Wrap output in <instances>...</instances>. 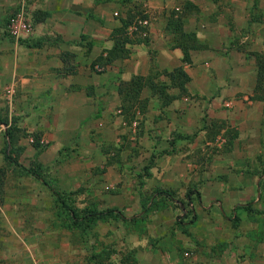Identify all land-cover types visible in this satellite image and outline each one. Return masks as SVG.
Wrapping results in <instances>:
<instances>
[{
	"label": "crops",
	"instance_id": "obj_1",
	"mask_svg": "<svg viewBox=\"0 0 264 264\" xmlns=\"http://www.w3.org/2000/svg\"><path fill=\"white\" fill-rule=\"evenodd\" d=\"M235 1L0 0V16L7 4L10 8L21 2L27 5L23 10L32 25L26 42L0 35V108L5 102L12 105L15 114L24 117L16 126L46 142L43 149L34 148L31 154L44 165L50 162L60 188L84 184L85 173L103 166V146L124 135L130 140V151L138 150L140 170L151 173L146 183L156 190L149 203L161 198L159 192L173 193L170 189L182 185L198 188L200 200L204 185L216 191L220 188V192L224 189L221 211L214 214L217 218L228 219L232 212L241 220H254L249 214H255V208L264 214V175L251 177L248 163H242L236 175L225 181L216 179L212 170L199 177L197 170L204 173L207 167L201 170L191 159L196 140L204 139L207 144L216 134L209 133L211 126L218 133L215 137L225 141L226 129L232 127L237 130L235 142L260 145L264 76L257 87L255 53H264V0H252L244 7ZM173 15L181 16L183 31L194 33L201 45L189 50V62H183L182 51L175 44L170 24ZM143 17L149 20L146 26L138 23ZM118 39H125L128 54L100 64L99 57H105ZM177 67L189 76L187 95H179L162 74ZM137 75L166 85L165 93L174 97L164 100L146 83L136 99L125 101L124 105H131L125 112L119 91ZM222 101L231 105L223 108ZM204 109L210 119L202 118L201 125ZM4 125L0 123L1 134ZM249 147L241 145L242 151ZM61 149L68 156L78 153V165H55L52 160L61 155ZM206 149L201 147L203 153ZM254 162L253 170H259ZM135 163L131 156L130 170L135 171ZM257 186L263 189L261 196ZM129 198V203L140 207L147 201L138 192L131 191ZM247 202H251L248 213L237 207ZM147 212L122 213L127 220L136 219L131 223L120 220L124 233L139 238L137 245L124 252L130 254L129 263L187 264L184 249L174 250L175 256L166 262L163 248L142 245ZM258 224L252 221L241 247L219 243L211 248L219 253L241 252L242 258H233L231 264H264V228ZM110 248L115 252L113 245ZM114 261L126 264L121 259Z\"/></svg>",
	"mask_w": 264,
	"mask_h": 264
},
{
	"label": "rangeland",
	"instance_id": "obj_2",
	"mask_svg": "<svg viewBox=\"0 0 264 264\" xmlns=\"http://www.w3.org/2000/svg\"><path fill=\"white\" fill-rule=\"evenodd\" d=\"M250 1L252 2V0H236L235 3H241V7H244L243 5H248ZM6 7H8L7 11L0 16V35L12 37L8 28L10 17L16 11L28 6L21 2L13 8H10V4ZM252 14L258 17L257 11H253ZM260 19H262L261 16ZM134 20L135 16L131 18L132 22ZM224 103L225 101H222L221 107L227 108L228 106ZM15 112L16 109L6 102L0 108V119H6L8 123L2 128L3 134L0 133V167L7 170L3 201L0 202V264H86L89 251L92 250L91 246L99 245L100 242L103 246L107 245L112 252L109 260H125L127 256L124 252L128 251V246L137 245L139 242L135 234L128 236L124 233L120 220H110L109 223L99 222L95 225L93 227L95 234L85 236V239L77 230L72 235V230L63 224L66 213L63 212L59 198H64L68 207L72 209L117 208L128 215L145 210L137 203H129L131 191L141 193L144 200L156 190L153 184L146 183L148 179L150 180L151 173L144 169L141 171L139 168L138 150H134V153L130 151V140L120 135L121 139H115L112 143L103 146L104 164L102 167L96 165L95 170L85 173L82 177L85 180L84 184L74 186L75 188H60L56 181L58 173L50 168V162L44 165L38 161L35 154H31L34 148L37 151L43 149L46 142L35 138L24 128L16 126L17 122L19 123L18 120L24 121V117L21 115L19 118ZM202 118L207 121L210 119L206 109L201 116V125ZM261 122L263 126L260 128L262 133L260 145L254 144L251 147L248 146V141L239 143V141L231 140L232 145L227 144L228 139L233 137V133L237 134L235 128L226 129L229 135L225 141L221 136L215 137L218 133L211 126L209 133L216 134H212L213 137L207 144L204 139L196 140V151L191 159L201 170L207 167L204 173L197 170L196 176L206 177L212 170L215 178L225 181L231 175L233 177L236 175L242 163H248L251 177L264 175L263 109ZM8 125L15 129L14 145L19 147L17 150H13L14 146L11 148L10 140L6 136L5 131ZM243 143L249 147L245 151L241 149ZM250 143H252L251 140ZM203 146L207 148L205 153L201 150ZM257 149L258 152H256ZM60 152L61 155L52 160L55 165L67 163L68 167H75L79 163L77 161L81 160L78 153H70L68 156L64 149ZM7 155L16 159L22 167L37 171L42 178L38 179L32 174H26L21 167L9 165ZM131 156L136 161L133 166L135 171L130 170ZM253 161L259 165V170L257 165H255L257 169L253 170ZM213 167L219 169L218 172L213 171ZM203 184H205L204 181ZM182 186L170 189L174 192L168 196L166 204L158 202L151 210L148 209L152 206V201L147 204L148 212L147 219L144 221L145 234L141 240L142 245L163 248L162 255L166 262L173 259L176 249H184L183 255L185 251L187 252L184 256L187 264H231L234 262L233 258L234 260L242 258L241 252L219 253L216 248H211V245L225 243L235 247L240 246L244 241L245 231L252 229L250 227L252 221L259 223L262 229L264 228V214L257 212L260 210L255 208L256 213L249 214L254 217V220L250 217L241 220L236 215L232 216V212L229 213L228 219L220 220L214 214L221 211L220 199L223 197L221 192L224 189L220 192V188H217V192L215 187L206 188L202 185L204 197L199 200L198 188ZM259 190L261 196L263 189L257 186V191ZM244 210L247 213L250 211ZM110 245L116 249L115 252ZM106 255L108 254L104 253L102 259L107 262ZM117 264L123 263L117 262Z\"/></svg>",
	"mask_w": 264,
	"mask_h": 264
},
{
	"label": "trees",
	"instance_id": "obj_3",
	"mask_svg": "<svg viewBox=\"0 0 264 264\" xmlns=\"http://www.w3.org/2000/svg\"><path fill=\"white\" fill-rule=\"evenodd\" d=\"M170 24L171 28L174 34V39H175V44L177 47H179L182 51L183 57L182 60L183 62H189L190 57H189V50L190 49H195L201 47L199 44L196 36L194 33L191 32H185L182 29V19L181 16L175 17L174 15L170 18ZM21 42H26V39H18ZM124 42L125 39H118L113 47L108 51L107 55L105 57H99L100 58V64H106L111 61V59L114 56H126L128 54V51L124 48ZM256 56V64H257V87L260 86L261 81L263 80L264 76V53H255ZM162 74L167 76L170 80L171 86H174L175 88L178 89V94L182 95L188 94L187 88H186V83L189 80V76L187 73L183 70L182 67H177L173 69L172 71H162ZM144 80V77L137 75L131 79L129 83H123L121 86V90L119 93L121 94L122 98V104H123V110L129 111L131 110V105L130 104H125V101L127 100H133L136 99L141 88L143 87L144 84H148L150 88L155 91V93L160 94L164 100H170V98H173L174 96H170L169 94L165 93V87L166 85H162L155 83L154 81H151L148 79L146 82ZM129 85V86H128ZM123 87V88H122ZM170 96V97H169ZM263 121H264V107H263ZM0 123L8 124L6 119H0ZM6 136L10 140V145L11 148L13 147V150H15V129L13 126L8 125L6 131ZM236 134L233 133V137ZM232 138L228 139V143H231ZM7 161L9 165H15L18 167H21L23 171L26 174H32L38 179L42 178V175L38 173L37 171L31 169V168H25L22 167L16 159L12 158L10 155L6 156ZM7 170L6 168L0 167V202L3 201V194H4V185L7 180ZM159 192V191H158ZM161 198L158 200H153L151 202L150 209H148L147 204L149 203L150 196L147 198V201L142 204L143 208L145 210H151L153 207H156L158 202H163L165 199H168V196H170L172 193L169 191H163L159 192ZM189 194V193H188ZM199 195L197 196V198ZM61 207L63 209V212L66 213V220L64 218V226L72 230V235L73 232L78 231V233H81V236L85 239V236L94 235V230L93 227L97 225L99 222H110V220H121L123 222H134L136 219L132 220H127L121 211L117 210V208H109L105 210H99L98 208H80V209H75V208H70L64 201V198H59ZM95 204V203H93ZM238 208H243V209H250L251 208V202H247L244 204H238ZM147 210V211H148ZM85 240H83L84 242ZM92 250L89 251V256L88 259L86 258V264H117L116 261L114 260H109L110 253H112L108 246H103V244L100 242L99 245H92L91 246ZM104 253H107L108 255L105 256L108 261H103V255ZM130 261V254L127 255L126 259L123 260L126 264H132L129 263Z\"/></svg>",
	"mask_w": 264,
	"mask_h": 264
},
{
	"label": "built area",
	"instance_id": "obj_4",
	"mask_svg": "<svg viewBox=\"0 0 264 264\" xmlns=\"http://www.w3.org/2000/svg\"><path fill=\"white\" fill-rule=\"evenodd\" d=\"M138 23L146 26L149 24V20L147 17H143L138 20ZM8 28L11 36L16 40L26 39L31 35L32 25L22 8L12 14L9 19ZM225 105L230 106L231 103L226 102Z\"/></svg>",
	"mask_w": 264,
	"mask_h": 264
}]
</instances>
